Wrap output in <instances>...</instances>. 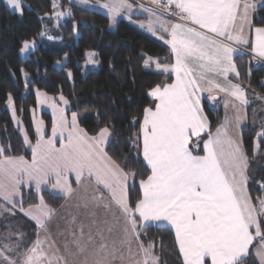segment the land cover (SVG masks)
<instances>
[{"label":"snow or ice","instance_id":"6c2138e0","mask_svg":"<svg viewBox=\"0 0 264 264\" xmlns=\"http://www.w3.org/2000/svg\"><path fill=\"white\" fill-rule=\"evenodd\" d=\"M79 2L88 4L90 0ZM92 2L107 10L112 24L121 15H127L131 20L130 13L136 7L130 0ZM149 2L151 7L139 5L149 17L148 23L141 22L140 27H146L153 35L159 34V39L170 46L174 63H161L153 57H148L144 63L155 62L161 72L174 73L175 80L152 87L148 95L153 98V105L143 109L142 120L133 117L131 121L132 127L139 126L133 133V146L138 156L142 154L149 169L139 180L142 195L134 205L130 202L129 181L134 186L139 171L122 167L105 150L115 126L106 124L90 135L80 127L76 112L69 120L64 108L51 103V136L46 138L42 120L36 122L35 144H31L26 130L23 133L25 143L31 147V162L24 156L4 155L8 149L0 146V200L5 202L0 209L12 213L7 205L14 208L18 202L23 203L22 199H15L20 196L22 183L34 185L37 194L42 186H50L66 198H72L87 182L94 183L97 190L77 208H83L88 219L73 216L66 221L61 251L54 239L49 243V224L56 209L41 195L38 204L30 205L27 210L20 208L35 221L36 239L21 252L26 235L9 233L6 242L0 241V264H70L69 256H82L80 264H115L116 261L123 264L125 259L130 264H159V257L153 251L154 244L141 239L142 230L153 224H167L174 229L183 264H248L250 247L256 238L259 243L255 254L260 264H264V198L258 197L254 202L247 190L249 164L242 139L229 136L227 128L221 125L215 134L208 132V139L203 141L204 155L193 154L201 143V134L209 128L201 106V92L208 91L210 99L215 100L211 93L216 89L233 97L240 106L249 103L239 83L228 81L230 87H222L210 79L209 74H218L225 80L229 73L239 77L233 60L238 49L233 44H249L244 25L251 27L249 15L255 11L256 4L251 0ZM6 6L23 15L22 0H6ZM52 7L59 9V0H52ZM54 15L59 19L71 15V11H55ZM34 47L35 40H24L20 52H28ZM250 50L255 59L264 60V27L255 28ZM87 56L88 63H97L93 59L94 52H88ZM21 71L28 76L23 69ZM36 95L40 102L53 99L39 90ZM59 99L65 106L69 104L63 95ZM7 106L16 119L17 110L11 93L7 95ZM233 108L239 126L246 117L240 114L238 105L233 104ZM16 122L20 123L18 119ZM57 137L59 147L56 146ZM257 137L264 138V125ZM99 186L109 193L107 202ZM113 204L123 219L122 238L119 242L109 243L105 233L110 236L112 228L101 226L93 209L102 207L111 211ZM14 255L21 258H13ZM71 264H77V260L73 259Z\"/></svg>","mask_w":264,"mask_h":264},{"label":"trees","instance_id":"16d2710c","mask_svg":"<svg viewBox=\"0 0 264 264\" xmlns=\"http://www.w3.org/2000/svg\"><path fill=\"white\" fill-rule=\"evenodd\" d=\"M60 2V10H70L71 15L57 22L58 19L52 17V0H22L23 15L11 11L0 0V146L8 149L4 153L6 156L31 159V150L27 148L7 106L8 93L15 103L16 118L32 144L36 141L31 119V110L36 106L34 90L53 97L63 95L69 101L67 112H76L80 127L90 135L106 124L115 126L111 129L105 150L122 167L139 171L134 186L129 181L128 195L134 205L142 195L139 180L149 169L142 154L138 156L133 146V133L139 130V126L132 127L131 121L133 117L142 120L143 109L153 105L154 100L148 95L152 87L164 82L172 83L173 80L170 72L156 70L155 62L145 65L144 61L153 57L161 63H172L170 50L161 40L125 20H120L111 30L108 18L102 13L78 7L67 0ZM252 25L264 27V2L255 11ZM41 32L45 34L40 35ZM24 40H35V47L21 56ZM88 52L95 53L97 69L84 67ZM234 61L239 72L238 80L246 88L252 110L258 118L260 109L255 106H259L264 98V64L253 66L245 54L235 56ZM21 69L28 73L27 77ZM202 108L209 122L208 131L201 135L203 142L208 132L214 131L219 124L221 111L212 110L204 100ZM40 118L45 124L46 135L50 134V115L43 112ZM252 119L254 121L255 115ZM260 124H264V118ZM256 133L257 129H253L251 123L241 131L242 146L249 164L247 189L254 202L258 197L264 198V138L258 139L259 150L255 152ZM194 152L202 155L201 146ZM20 192L23 206L37 203L32 191L22 189ZM41 195L55 209L65 201L48 191ZM14 212L15 219L9 218L11 223L26 233V244L32 242L35 238L34 223ZM7 222L6 215L0 217V236L8 230L14 231L15 227ZM141 239L154 244L153 250L160 264H182L171 228L152 225L142 230ZM247 260L248 264H258L252 253Z\"/></svg>","mask_w":264,"mask_h":264},{"label":"crops","instance_id":"0c3cea01","mask_svg":"<svg viewBox=\"0 0 264 264\" xmlns=\"http://www.w3.org/2000/svg\"><path fill=\"white\" fill-rule=\"evenodd\" d=\"M102 2H104V0H102ZM130 2L134 3L132 0H130ZM251 2L256 4V9H255V11H256L259 8V6L264 1H261V0H251ZM89 3H93L92 0H90ZM134 5H136V4L134 3ZM97 11H99V10H97ZM255 11L254 12H251L250 15H249V20L251 21V27H249L248 24H245L244 25V34L248 37L249 44L248 45L233 44V47L234 48L240 47V48H243V49H246V50L251 51L250 50V45H251V42L255 38V28L256 27H254L252 25V18H253V15H254ZM100 12L108 18V16H107V14H106L105 11L100 10ZM130 15H131V20L128 19V16L127 15L118 16L117 17V20H118L117 23L120 20H125V21L131 23L134 27L138 28L139 30H141V31H143V32H145V33H147V34H149V35H151V36L159 39V34L153 35L152 32L148 31L146 27H144V28L140 27V23L141 22H143L145 25L148 23L149 17H148V14L145 13V12H143L138 5H136V7L133 9V12L130 13ZM166 18L167 19H172V18H169V17H166ZM108 23H109V18H108ZM237 25H239V20L237 21ZM165 38L167 39V37H165ZM159 40H161V39H159ZM161 41L163 43H165L164 40H161ZM166 45H167V47L170 50V46L168 44H166ZM238 52L239 51H237L236 53H234L233 60H234L235 56L240 55V53H238ZM170 53H171V50H170ZM171 59H172V63H174V57H173L172 53H171ZM171 75L173 77V80H172V82H173L175 80V74L174 73H171ZM209 78L215 80L216 82H218L222 87H230L228 81H231V83H239L241 85V87L244 89V91L246 93V96H247V99L249 101L248 105H246V106H240L239 105V102L238 101H235V99L233 97L227 95L225 92H220V91H218L216 89H213V91L211 93L212 96H215L216 97L215 100L210 99V94L206 90L200 93L201 106H202V101L204 100L207 103V106L209 108H211L212 110H215V109L218 110L219 109L221 111L220 122H219L218 126L215 128V130L212 131L211 133L215 134L216 129L218 127H220L221 125H224L227 128V132H228V135L229 136H231V137H233L235 139H241V131L244 128L247 127V125L249 123V117L251 119V116L254 114V112L252 110L253 109V105L251 106V102H250L249 96L247 95L246 88L243 87L242 84L239 82L238 77L236 76L235 73H229L227 80H225L223 76H220V75L215 74V73L209 74ZM203 86L205 88L208 87L207 84H203ZM36 92H37V90L35 89L34 90V94H35V98H36V106H35L34 109L31 110L32 126H33V123H34L35 118H37L38 116L40 117V114L42 112H46V111H51V112H46V113H48L50 115V117H51V123H52L53 110H52V107L50 106L51 103H56V104H58L59 107L64 108L65 109V113L67 114V111L69 110V104L67 106H65L63 104V102L60 101V99H58V98H60V96L53 97V96H50V95L47 94L48 97L53 98V99L52 100H48V101H44V102H40L38 100V97L36 95ZM41 92H43V91H41ZM226 101L228 102L227 108L225 107V102ZM41 104H43V105L41 106ZM233 104L238 105L240 107V114L246 117L244 120H242L240 122V125L239 126H237V124H236V119H235V117H236V109L233 108ZM10 111L12 112L11 109H10ZM37 112H39V113L37 114ZM203 114H204V112H203ZM17 119L18 118H16L14 120L16 124H18L16 122ZM206 132L207 131H205L204 133H206ZM35 135H36V133H35ZM36 139H37V135H36ZM109 139H110V137H109ZM109 139H108V141H109ZM207 139H208V137H207ZM108 141L106 142L105 146L107 145ZM28 145L29 144H26V146H28ZM201 149H202V155H204L203 145H201ZM225 150L226 151L228 150L227 149V145H225ZM31 153H32V151H31ZM193 154L196 155L195 152H193ZM96 188H97V186H96ZM99 190L104 193L105 201L107 202V200L109 199V193L107 192L106 189H103V186H99ZM58 193H60L58 190H54V192H53V194H56V195H58ZM68 202L70 203L71 200L68 201ZM93 210L96 211L97 217L99 218V221L101 222V226L106 227V225L109 223L108 220L111 218L110 225H112V230L113 231L116 230V233H117V242H118V238H119V235H120V230L123 228V222H122L123 219L120 217V214L117 212L115 205L114 204L112 205V210L111 211H106L102 207L99 208V209H93ZM73 216H76L79 219H82L81 214H79V213L77 214V213H75V212H73V211L70 210V216L68 214V219H70ZM116 217H117V220H116ZM105 220L107 221V224L106 225L103 224V221H105ZM153 225H156V224H153ZM161 225L171 228L167 224H161ZM156 226H160V225H156ZM172 230H173V232L175 234L174 229H172ZM85 231L87 232L88 229L86 228ZM93 231H95V229H93ZM50 234H51V232H50ZM258 243H259V238H256V240H254V242H253V245L250 247V252L252 251L253 247H256L258 245ZM133 247H134L133 250L134 249L136 250L135 243L133 244ZM177 248H178V251H179V245L178 244H177ZM179 254H180V258H181L182 264H183V256L180 253V251H179ZM127 256H128V254L126 255V257ZM254 258L256 259L257 263L260 264L259 257L254 256ZM128 263H130L128 259H125L123 261V264H128ZM115 264H121V262L120 261H116Z\"/></svg>","mask_w":264,"mask_h":264},{"label":"rangeland","instance_id":"374dc122","mask_svg":"<svg viewBox=\"0 0 264 264\" xmlns=\"http://www.w3.org/2000/svg\"><path fill=\"white\" fill-rule=\"evenodd\" d=\"M5 5H6V0H1ZM68 1V3H71V4H74V5H76V6H78V7H81V8H84V9H89V10H94V11H97V10H99L98 12H100V10H103V11H105L106 12V14H107V16H108V18H109V15H108V12H107V10L106 9H103V8H101L99 5H97V4H95V3H88V4H82V3H80L79 2V0H67ZM261 1H264V0H261ZM61 2H60V0H59V4H60ZM11 11H13V12H15L11 7H9V6H7ZM55 11H61L60 10V8L59 9H54V12ZM17 13V12H16ZM101 13V12H100ZM19 14V13H18ZM52 17H54L55 19H57L56 17H55V15L53 14L52 15ZM53 18V19H54ZM63 17H60L58 20H57V22L58 21H60L61 19H62ZM117 18H116V23H117ZM56 22V23H57ZM116 23L115 24H112L111 23V20H110V18H109V24H108V27H109V29H111V30H113L114 28H115V26H116ZM33 48H31V49H29V51H31ZM28 51V52H29ZM28 52H25V53H21V56H25V55H27L28 54ZM239 53V52H238ZM93 59L94 60H96V58H95V56L93 57ZM88 61V56L86 55V61H85V63H84V67L85 68H87V69H89V70H94V69H97L98 68V62L97 63H95V64H93V63H88L87 62ZM97 61V60H96ZM264 61V60H263ZM155 69L157 70V68H156V66H155ZM59 99V98H58ZM59 101V100H58ZM262 101V103H259L258 105L260 106H255L256 108L258 107L259 109H260V114H259V117L258 118H256V116L258 115V114H256L255 112H254V114L251 116V119L253 118V116L255 115V119H254V121H252L251 119H249V121L251 120L252 122H249V125H250V123H251V126H252V128L253 129H257V133L258 132H260L261 130H262V125H264V124H260L261 123V121H262V119L264 118V98L261 100ZM43 104H41V106H42ZM44 107V106H43ZM48 108V107H47ZM46 112H51V111H46ZM39 112H37V114H38ZM43 113V112H42ZM41 113V114H42ZM73 112H71V113H68L67 112V117H68V119L70 120L71 119V114H72ZM41 114H40V117H41ZM78 115V114H77ZM39 116L37 117V118H35V120H34V123H33V131H34V134L36 133V122L37 121H41L42 119L40 118ZM79 119V118H78ZM261 119V120H260ZM15 120V119H14ZM258 120H260V121H258ZM43 121V120H42ZM52 124V123H51ZM44 126H45V124H44ZM218 126V125H217ZM216 126V127H217ZM215 127V128H216ZM17 128L19 129V131H20V133L23 135V133H24V129H23V126L21 125V124H17ZM215 130V129H214ZM44 131L46 132V128L44 127ZM206 131H208V129L206 130ZM257 133L255 134V140H254V149H255V152H258V150H259V147L257 148V144H259V138L257 137ZM202 134H204V133H202ZM201 134V135H202ZM36 135H37V133H36ZM35 135V136H36ZM66 135V134H65ZM48 136H51V129H50V134H48V135H46V138L48 137ZM35 144V143H34ZM201 145H203V142L201 141V143H200V145H199V147L201 146ZM56 146L57 147H59L60 146V142H59V137H57V140H56ZM27 148L28 149H31V147H30V145H28L27 146ZM196 149V148H195ZM31 160H32V154H31V159L30 160H28L29 162H31ZM257 162H259V161H257ZM72 179H73V182H74V176L72 177ZM73 186L74 187H76V185H75V183H73ZM22 189H25V190H29V192H31L32 191V195L36 198V204H38L39 203V197L41 196V193L42 192H44V191H48V192H50L51 194H53V192H54V190L50 187V186H42V188H41V192L39 193V194H37V192H36V190H35V187H34V185L33 186H29L28 184H26V183H22L21 185H20V191L22 190ZM97 190V188H96V185L94 184V183H91V184H89V183H87V182H85L84 184H82L80 187H79V189H78V192H77V194L76 195H74L72 198H66L65 196H64V194L62 193V192H60V193H58V195H56V196H59V197H62V198H64L65 199V201L63 202V204L60 206V207H58L57 209H56V213H55V215L52 217V220H51V222H50V224H49V228H50V232H51V234H50V240H49V243L51 242V239H54L55 241H56V245H58V246H60V248H61V251H63V244H64V242H65V233H64V229H65V227H66V221H67V219H68V214H69V216H70V210L71 211H73V212H75V213H79V214H81V216H82V219H85V220H87L88 218H86V216H85V210L83 209V208H77V205L78 204H81V203H83V201H84V199L86 198V197H88V196H91L92 194H93V192L94 191H96ZM17 201H20L21 199H22V197H21V192H20V196H17L16 198H15ZM71 200V202L69 203L68 201H70ZM255 202H256V200H255ZM4 201H2V200H0V206H2V205H4ZM69 203V204H68ZM68 204V205H67ZM31 205H33V204H31ZM29 206L30 205H28V206H23V203L21 204V203H17L16 204V206L13 208L11 205H7V207H9V208H11L12 209V213H16V212H14V211H17L18 213H20V214H22L26 219H28L29 221H32L33 223H34V226H35V238H34V240L36 239V233H37V226H36V223H35V221H33L30 217H28V216H26L25 214H24V212H21L20 211V208L21 207H23L25 210H27L28 208H29ZM14 209H16V210H14ZM12 213H9V212H7V211H2V209H0V217H3L4 215H6L7 217H8V220H9V222H7V224H9V225H12V226H14L15 227V229H14V231L13 230H8V231H6L5 233H3V235H1L0 236V241H5L6 242V237L9 235V233H12V234H16V233H23L21 230H20V227L17 225V224H15L14 222L13 223H11V221H10V219L9 218H13L14 217V215L12 214ZM13 219H15V218H13ZM13 219H11V220H13ZM264 219V218H263ZM116 220H117V217H116ZM108 224L106 225V227H111L112 228V225H110V223H111V218L108 220ZM123 222V221H122ZM21 222H19V224H20ZM11 227V226H10ZM25 235H26V233H24ZM105 235H106V237L108 238V241H109V243H111L113 240H116L117 241V233H116V230L115 231H113L112 230V233H111V235L109 236L108 235V233H105ZM43 236H44V233H43V231H41V239H43ZM13 238L15 239V235L13 236ZM122 238V229L120 230V235H119V238H118V242H119V240ZM27 242H25L24 243V245H22L21 246V252L23 251V248L24 247H26V246H30L31 245V241L30 242H28V244H26ZM45 247H47V244L45 245ZM132 248H134L133 246H132ZM154 251V250H153ZM136 252V250L134 249L133 250V253H135ZM251 253H252V255L253 256H256V247H253V249H252V251H251ZM128 253H127V251H125V257H126V255H127ZM154 254H155V252H154ZM156 255V254H155ZM157 256V255H156ZM13 258H21V257H19V256H17V255H14L13 256ZM73 259H76L77 260V264H80V262L83 260V257L81 256V257H76V258H74V257H71V256H69L68 257V260H69V262H70V264H71V262L73 261ZM128 264H130V263H128ZM160 264V263H159Z\"/></svg>","mask_w":264,"mask_h":264},{"label":"built area","instance_id":"2783aa9c","mask_svg":"<svg viewBox=\"0 0 264 264\" xmlns=\"http://www.w3.org/2000/svg\"><path fill=\"white\" fill-rule=\"evenodd\" d=\"M136 5H145V6H148V7H151L152 5L150 4L149 0H132ZM169 18H172V19H175L174 17H169ZM241 53L247 55L250 57L251 59V63L253 64V66H259V65H262L264 64V61L263 60H258V59H255L254 58V54L251 53L250 51L248 50H245L243 48H237Z\"/></svg>","mask_w":264,"mask_h":264}]
</instances>
